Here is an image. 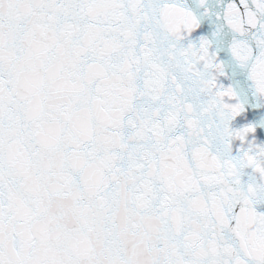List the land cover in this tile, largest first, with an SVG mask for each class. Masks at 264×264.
Listing matches in <instances>:
<instances>
[{
	"label": "snow or ice",
	"instance_id": "6c2138e0",
	"mask_svg": "<svg viewBox=\"0 0 264 264\" xmlns=\"http://www.w3.org/2000/svg\"><path fill=\"white\" fill-rule=\"evenodd\" d=\"M0 264H264V0H0Z\"/></svg>",
	"mask_w": 264,
	"mask_h": 264
}]
</instances>
